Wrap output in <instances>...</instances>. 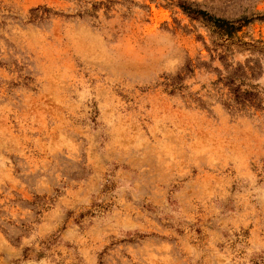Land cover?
Segmentation results:
<instances>
[{
    "label": "rangeland",
    "instance_id": "rangeland-1",
    "mask_svg": "<svg viewBox=\"0 0 264 264\" xmlns=\"http://www.w3.org/2000/svg\"><path fill=\"white\" fill-rule=\"evenodd\" d=\"M0 264H264V0H0Z\"/></svg>",
    "mask_w": 264,
    "mask_h": 264
},
{
    "label": "trees",
    "instance_id": "trees-1",
    "mask_svg": "<svg viewBox=\"0 0 264 264\" xmlns=\"http://www.w3.org/2000/svg\"><path fill=\"white\" fill-rule=\"evenodd\" d=\"M183 8L184 11H187L189 13H192L194 15H200L202 16L205 21L207 22H212L213 25L219 29H223L224 33L228 36H231L235 31H237V28L228 24V23H223L222 21L215 19L213 17H209L205 12L203 11H199V10H190L189 7L186 6H181Z\"/></svg>",
    "mask_w": 264,
    "mask_h": 264
}]
</instances>
